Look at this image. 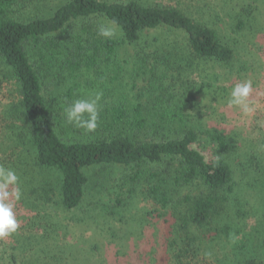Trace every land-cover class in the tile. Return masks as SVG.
<instances>
[{"label": "trees", "instance_id": "trees-1", "mask_svg": "<svg viewBox=\"0 0 264 264\" xmlns=\"http://www.w3.org/2000/svg\"><path fill=\"white\" fill-rule=\"evenodd\" d=\"M50 1L0 0V165L15 170L22 194L31 188L35 203L72 212L85 198L87 170L125 167L130 187L115 208L127 209L139 189L156 206L153 215L169 223L166 264H264V155L243 157L238 138L204 128L190 78L200 62L233 64L263 31L259 8L251 0ZM101 23L121 39L100 36ZM160 32L183 39L154 46L159 39L149 37ZM126 44L140 46L130 87L116 63ZM53 69L71 84L62 101L50 98ZM81 89L102 93L92 133L64 116ZM71 257L50 255L55 264H75Z\"/></svg>", "mask_w": 264, "mask_h": 264}, {"label": "rangeland", "instance_id": "rangeland-1", "mask_svg": "<svg viewBox=\"0 0 264 264\" xmlns=\"http://www.w3.org/2000/svg\"><path fill=\"white\" fill-rule=\"evenodd\" d=\"M175 1L178 0H161L162 3ZM209 1L217 3L222 0H204ZM227 1L236 3V0ZM251 1L259 8V21L263 31L254 41L247 40V47H240L241 51L229 68L200 62L196 71L190 75L195 82L191 97L197 106L193 112L199 116L205 129H216L238 138L240 155L243 157L248 154L257 157L264 155V128L256 123L257 119L264 120V2ZM54 3L56 0L50 1V4ZM211 7L214 8V4ZM116 31V38L121 39L120 31ZM151 35L149 40L155 37L159 39L154 46L161 45L166 40L180 42L183 39V36L168 32ZM139 49L140 46L126 44L118 50L116 63L123 69V80L127 87L131 84L130 73ZM52 73L47 84L53 95L50 98L62 101L71 84L58 69H53ZM248 79L253 82L252 99L261 107L253 118L242 121L239 112L227 107L226 101L233 84ZM90 95L81 89L78 98H88ZM102 106L100 99L99 109ZM83 135L72 137L69 134L64 139H89ZM206 153L211 155L210 151ZM127 172L128 168L115 165L87 170L89 184L85 198L81 206L72 212L56 205L35 203L29 193L31 188L26 187L15 207L20 227L15 234L0 240V264H55L51 262L50 255L68 258L74 254L76 262L78 261L75 264H166L164 240L169 223L165 218L153 215L156 206L145 200L139 189L127 209L115 208L116 194L125 193L130 187L124 184ZM52 177L57 179L55 174ZM54 199L58 200L55 196ZM105 205L114 212L113 215L106 213ZM90 246L97 247L98 250L94 251L95 255L88 261L85 257ZM68 260L63 263L67 264Z\"/></svg>", "mask_w": 264, "mask_h": 264}, {"label": "clouds", "instance_id": "clouds-1", "mask_svg": "<svg viewBox=\"0 0 264 264\" xmlns=\"http://www.w3.org/2000/svg\"><path fill=\"white\" fill-rule=\"evenodd\" d=\"M98 34L104 38L112 39L117 36V31L111 23H101ZM253 82L242 80L233 84L227 97V107L239 112L241 120L253 118L260 104L252 99ZM102 93H96L94 97L78 98L64 108V116L68 124L82 129L85 133L95 132L99 122V101ZM259 127L264 128V120H256ZM22 198V190L19 186V177L14 169L0 165V240L7 239L15 234L20 222L17 219L15 207ZM232 242L235 237L230 236ZM210 255V253H208Z\"/></svg>", "mask_w": 264, "mask_h": 264}]
</instances>
